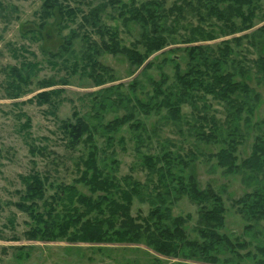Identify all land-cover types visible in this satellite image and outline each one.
<instances>
[{"label": "rangeland", "instance_id": "374dc122", "mask_svg": "<svg viewBox=\"0 0 264 264\" xmlns=\"http://www.w3.org/2000/svg\"><path fill=\"white\" fill-rule=\"evenodd\" d=\"M47 1L49 0H0V264H214L198 258H166L157 255L144 244L90 245L71 243L65 238L46 241L29 240L25 236V233L35 227V222L16 207L20 201V193L24 195L25 191L21 176L37 172L49 179L44 186V199L36 201V212L45 209L44 201L56 192L55 186L59 184L76 185L80 192L90 195L87 186L75 183L81 177L76 165L87 154V150L83 144L75 149L70 148L61 129L62 121H76V118L85 119L92 126L98 148V165L106 174L118 178L132 175L142 184L148 183L149 178L156 180V176L150 177L144 166V157L154 159L167 153L171 160L178 161L174 170L176 174L186 178L193 177L201 189L211 185L222 195L226 207L225 227L218 233L228 236L234 244L247 245L243 249L237 248L239 254L217 247L213 255L220 262L216 264H256L247 253L260 259L259 250L264 247V221H247L238 212L239 208L234 205V201L256 191L259 185L258 181L248 178V172L240 168L242 161L251 155L258 136L264 134V75L254 63L259 58H264V0L255 2L259 9H256L254 28L251 30L196 44L217 50L228 43L232 54L227 70L235 73L238 82L243 81L250 86L253 91L252 99L258 96V101H253L254 113L249 115L245 112L238 121L225 103L202 93L192 98L191 104L182 105L179 121L171 120L166 109L146 114L134 102L138 99L154 106L153 102L157 101L156 84H162L161 91L164 93L178 88L173 61L177 60L184 72L187 71L189 62L184 50L187 45L182 44L181 37L186 35L188 29L198 26L207 31L214 30L215 34L220 35L222 23L215 17L207 16V10L202 11L205 20H201L191 7L188 8L185 18L180 19L181 27L175 38L176 44L153 55L150 58L152 66L149 68L132 66L121 55L115 56L102 51L95 55L99 63L113 70L116 78L113 83L96 87L84 72V67H88L85 57L92 49L88 50L83 36L88 35L90 42L96 43L95 46L99 48L101 36L96 33V28L87 24L85 27L80 25L82 15L77 22L69 23L67 28H63L64 20L57 11L55 16L45 19L43 12ZM76 1L71 0L70 5L80 6L86 14L91 9H100L101 24L117 30L122 45L131 47L140 38V27L135 23L125 25L124 19L119 17L118 6L108 5L113 0ZM146 1L148 0H135L137 4ZM175 1L164 0L166 7H171ZM192 4V7L197 6L196 2ZM234 21L241 23L237 18ZM42 24H46L41 29L43 34L51 32L54 35L50 36L49 43H45L43 39L31 38L30 33L40 31ZM72 31H76L79 37L74 40L70 52L62 53L60 48ZM235 38L241 39L234 40ZM20 48H26L29 53L34 54H29V61L39 63L41 71L32 78L31 84L24 87V94L14 99L11 96L12 90L9 91L7 87L11 82L10 70L21 67L24 60ZM14 52L18 57L14 56ZM56 53L58 54L53 56ZM44 80L56 81L58 85L41 89ZM65 80L68 84L62 85ZM134 84L135 90L132 86ZM117 85L122 86V89L111 88L108 92L105 91ZM51 89H62V92L53 97L52 105H37L36 96ZM129 99L133 102L129 103ZM102 103L106 104L101 106ZM50 111H54L55 115ZM22 113L31 119L30 128H22L27 120L26 117L21 119ZM130 114H133L135 123H140V128L137 130L125 125L113 135L114 140L109 142L102 127L115 118ZM204 117L206 120L202 119ZM212 117L219 127L216 142L204 141L202 138L203 133H211L213 124L209 120ZM230 132L235 134L236 140L239 136L242 137L239 139L242 144L237 146L234 153L239 170L232 174L219 166L215 156L228 147L226 141ZM32 146L41 148L42 152L33 156L30 152ZM182 158L185 168L180 161ZM170 206L174 216H191V220L184 226L188 239L203 243L198 232L199 207L188 197H182ZM55 207L61 210L59 204ZM150 209L149 204L134 199L131 214L133 217H147Z\"/></svg>", "mask_w": 264, "mask_h": 264}, {"label": "trees", "instance_id": "16d2710c", "mask_svg": "<svg viewBox=\"0 0 264 264\" xmlns=\"http://www.w3.org/2000/svg\"><path fill=\"white\" fill-rule=\"evenodd\" d=\"M70 1H47V7L43 12L44 18L55 16L57 11L64 20L63 28H67L69 23L77 22L79 16L82 15L80 24L82 27L87 24L97 29L96 33L102 38L100 48L95 46L96 43L90 42L88 35L83 36L88 50L92 49L85 57L88 67H84V72L93 80L96 87L113 83L116 78L113 70L99 63L95 55H99L101 51L115 56L121 55L125 56L132 66L149 68L152 66L150 58L153 55L176 44L175 38L179 35L181 27L180 19L185 18V14L188 13L187 9L191 7L201 20H205L202 17V11L207 10V16L215 17L218 22L222 23L220 35L215 34L214 30L207 31L200 26L188 29L186 35L181 37L182 44L187 45L184 49L189 58L187 71H182L177 60L173 61L175 62L178 88L164 93L161 91L162 84H156L157 101L153 102L154 106L138 99L134 100L135 105L146 114H150L153 110L166 109L171 120L179 121L182 105L191 104V99L202 93L212 95L215 100L225 103L231 108L232 116L237 121L241 120L240 118L245 112L249 115L254 113L253 101H258V96L252 99L253 91L250 86L246 82H238L235 79V73L227 70L229 57L232 54L229 44L226 43L224 47L217 50L196 44L254 28L253 21L256 17V9L259 7L255 5V2L260 0H176L171 7H166L164 0H148L142 4H137L135 0L129 2L109 1L108 5L118 6L119 17L124 19L125 25L135 23L141 29L140 38L133 42L131 47L121 44L117 30L101 24L100 9H91L86 14L80 6L72 7ZM192 2H196L197 6L192 7ZM54 9L56 10L53 11ZM235 18L240 19L241 23L237 24L234 21ZM44 25L46 24L40 26V31L30 33L32 40L43 39L45 43H49L50 36L54 35L51 32L43 34L41 29L44 28ZM183 28L186 29V27ZM78 37V33L72 31L66 43H63L60 48L62 53L70 52L74 40ZM236 39L240 40L241 38L234 40ZM142 49L143 51H141ZM20 51L21 54L22 52L24 54V56L22 55L24 60L21 67H14L10 70L11 82L7 87L9 91L12 90L11 96L14 99H18L24 94V87L28 86V83L31 84L32 78L41 71L39 63L29 61V54L34 56L33 53H29L26 48H20ZM57 54H53V56ZM14 56L18 57L16 52H14ZM254 63L264 75V58L261 57ZM67 82V80L63 81L62 85H67ZM56 85H58L56 81L44 80L41 83V89H50ZM132 86L135 90L136 85ZM111 88L121 90L122 86L110 87L105 91L108 92ZM61 92L62 89L43 91L36 96V104L39 106L52 105L53 97ZM128 102L132 103L133 100L129 99ZM104 104L106 103H102L101 106ZM50 113L55 115L54 111H50ZM20 117L27 119L22 128H30L31 119L25 113H22ZM202 119L206 120L205 117ZM209 121L213 124L211 133H203L202 138L204 141L216 142L218 141L219 127L215 124L213 117ZM125 125L137 130L140 128V123H135L133 114L115 118L102 127L108 136V141H113V135ZM61 129L70 148L75 149L78 145L83 144L87 150V154L82 156L76 165L81 177L75 183L87 186L90 195L80 192L76 185L59 184L55 186L56 192L47 201H44L45 209L36 212L35 208L38 206L36 201L44 199V186L49 179L43 178L37 172L21 176L25 191L24 195L20 193V201L16 207L22 213L28 214L35 222V227L25 233L29 240L55 241L65 238L71 243L90 245L137 246L144 244L159 256L186 260L198 258L214 264L220 262L213 255L217 247L236 254H239L237 248L247 247L245 244H234L228 236L218 233L225 227L226 218V207L222 195L211 185L201 189L193 177L186 178L179 176V173L176 174L174 170L178 161L171 160L167 153L154 159L144 157L145 168L149 171L150 177L156 176V180L149 178L148 183L142 184L132 175L118 178L106 174L99 167L95 133L85 119L64 120L61 122ZM94 130L96 131V129ZM258 137L251 155L242 161L240 168L249 173V179L258 181V188L234 201V205L239 208L238 212L244 219L254 223L264 221V134ZM227 138L228 147L223 148L215 156L219 166L232 174L239 170L236 166L237 157L234 156V153L237 146L242 144V141L239 140L242 137L239 136L236 140L235 134L230 132ZM39 151L42 152V149L35 146L30 149L33 156H36ZM180 161L185 168L184 159L182 158ZM182 197H188L199 207L198 232L203 240L201 244L191 242L185 231L184 226L191 220V216L183 218L173 215L170 205L181 200ZM134 199L150 205L151 209L147 217L132 216L131 208ZM56 204L61 206L60 211L56 209ZM247 254L255 260L256 264H264V247L259 250L260 259L250 252Z\"/></svg>", "mask_w": 264, "mask_h": 264}, {"label": "bare ground", "instance_id": "6f19581e", "mask_svg": "<svg viewBox=\"0 0 264 264\" xmlns=\"http://www.w3.org/2000/svg\"><path fill=\"white\" fill-rule=\"evenodd\" d=\"M45 225V224H44Z\"/></svg>", "mask_w": 264, "mask_h": 264}]
</instances>
